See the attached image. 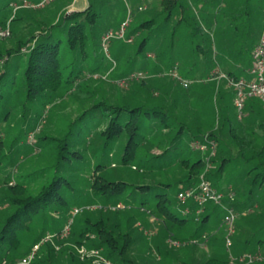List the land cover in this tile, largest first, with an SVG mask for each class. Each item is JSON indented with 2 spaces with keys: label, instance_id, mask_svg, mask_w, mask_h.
<instances>
[{
  "label": "rangeland",
  "instance_id": "obj_1",
  "mask_svg": "<svg viewBox=\"0 0 264 264\" xmlns=\"http://www.w3.org/2000/svg\"><path fill=\"white\" fill-rule=\"evenodd\" d=\"M10 1L12 0H3L0 22H6L9 26L8 23L14 19L11 28L14 32L17 31V34L1 37L0 50L11 49L17 38L29 39L51 23H55L63 13L71 12L67 6L73 0H54L42 8L24 6L25 2L37 4L42 0H14L12 5L7 6ZM88 2L97 13L94 29L95 50L92 51L89 47L86 54H72L64 44L59 50L64 80L72 69L82 72L80 77L83 82L78 91L71 92L72 85L64 81L57 92L40 94L23 106L22 95L14 96L15 91L21 89L17 85L9 89L7 102L3 103L0 140L3 141V153L10 158V162L6 168L9 176L6 178L0 173V187L22 184L26 194L36 195L55 176L68 181V185L63 184L60 188L63 203L59 205L57 201L52 202L41 216L33 220V231L36 235L43 234L38 243L39 249L35 253L37 256L45 255L46 248L50 246L56 253L61 250L63 256L71 251L81 264L87 260L92 264H113L105 258L103 250L88 249L83 244L78 245L68 240L70 227L84 212L86 214L87 210L106 209L118 212L120 233H129L130 245L126 257L133 264H214L224 259H229V264H249L246 261L238 263L230 258V254L233 258H238V253L245 256L249 254V250L238 244L233 249L231 237L230 246H226L227 233L220 220L227 207L224 199H228L230 205L235 206L234 203H243L247 197L248 187L240 181L239 165L235 162L230 164L225 175L217 183L218 189L223 190L221 208L224 213L219 207L211 216L204 245H201L203 238L198 239L196 243H187L186 248L182 247L184 245H171L169 240L173 238H163L161 234L163 223L154 212L155 202L152 195L145 196L144 201L148 200V207L139 212L137 208L141 196L129 189L157 183L169 184L166 195L175 198L178 185L187 173L179 160L189 158L194 161L198 157L197 152L187 149L188 138L183 134L175 149L168 153L170 156L175 154L168 168L147 169L149 165L152 167L163 163L164 158L153 160V156L160 155L161 150L167 146H162V142L158 143L164 137L171 141L175 136V132L166 135L156 127L163 117L161 112L176 117L178 122L186 124L191 130L200 127L206 132L205 135L208 134V125L213 129L217 128L221 108L228 111L235 127L243 126L244 119L236 118L233 89L223 83V78H216L217 89L225 92L223 100L219 95L208 98V92L203 93L201 100L196 89L206 87L203 89L206 90L210 87L204 83L211 77L205 78V75H202L205 67L202 62L204 52L214 53L217 60L223 54L233 53L236 57L241 53L243 62L251 59L252 50L264 35V0ZM209 14L210 19L216 20V24L213 20H207ZM122 30L124 39L113 38L106 54L101 47L102 35L105 31L118 34ZM130 34L132 40L127 42ZM142 41L143 50L135 54L136 47ZM22 57L12 56L8 66L15 68L18 59H24ZM192 65L196 68L189 73L188 68ZM23 69L22 65L17 64L16 76H19ZM174 69L183 79L192 80L193 83L188 88H183L169 75ZM137 72H141L144 78L129 81L127 86L117 82ZM117 107L127 110L124 112L122 123L130 116H136L128 111L140 109L137 121L141 123V128L135 136V157L127 164L122 162L128 142L127 133L122 132L115 138H108L102 133L110 118L114 116L110 115L107 109ZM154 108L159 110L156 112ZM261 117L264 119V113L258 118ZM170 121L168 118L167 122ZM256 125L254 123L249 126L247 131L255 132L259 137L258 142L262 143L264 134ZM61 144L66 147L64 150L60 148ZM147 160L150 162L146 166L144 161ZM212 169L213 167L209 172ZM98 176L107 182H124L128 189L119 197L105 199L100 194H94L91 189V184ZM234 188L239 189L238 193L233 192ZM2 191L0 188V197L3 195ZM262 197V193H258L256 206L249 211L240 206L234 207L235 226H241L242 238H250L253 243L257 237H250V231L257 230V234L261 235L260 227L264 223ZM127 198L130 203L126 201ZM185 205L193 204L189 200L182 204L183 207ZM196 226L191 222L189 226L174 229L170 234L180 242L181 238L188 239ZM60 242L62 243L59 244ZM158 250H168L169 254L163 257ZM250 255H259L257 263L264 262V246ZM56 260L55 264H64L61 258L57 257ZM16 264L20 263L17 261Z\"/></svg>",
  "mask_w": 264,
  "mask_h": 264
},
{
  "label": "trees",
  "instance_id": "obj_2",
  "mask_svg": "<svg viewBox=\"0 0 264 264\" xmlns=\"http://www.w3.org/2000/svg\"><path fill=\"white\" fill-rule=\"evenodd\" d=\"M13 1L8 2L6 5H12ZM0 9H3V0H0ZM96 16L97 13L94 11L93 5L89 3V6L85 10L65 12L55 23H51L47 28L40 30L38 34L32 35L26 40L17 38L14 47L0 50V122H3V103L7 102L8 91L14 86L19 85L21 87V89L15 91L14 96L22 95L23 106L25 103L34 100L40 94L57 92L64 81V83L72 85L73 90L71 92L78 91L80 84L83 82V78L80 77L82 72L79 69H72L66 80H64L59 50L61 45L64 44L72 54H86V50L89 47L94 51L96 47V36L94 35ZM13 20L8 23L9 26L6 22L4 24L0 22V29L9 27L10 36H16L17 34V31L14 32L11 28ZM127 39H132L131 34ZM143 47L144 42L142 41L136 47L135 54L141 52ZM23 49H26L25 52L22 51ZM12 56H18V58L19 56H23L24 59H18L15 68H11L8 66V62ZM250 56V60L241 64L240 62H243L241 60L243 56L240 53L237 55L238 64L236 63V65L238 67L236 66L233 70H227L226 67H229L230 63L228 60H223V56L217 60L214 53L207 54L204 52L202 54V62L205 67L202 70V75H205V78H209L210 76L211 79L204 83L206 84L205 86L210 85L208 89L203 90L206 87H198L196 89L199 96H201V100L205 92H208V98L219 95L221 100L224 99L225 92L217 89L218 82L216 81V78L221 73L225 74L231 80H237L239 78L248 79V71L252 65V53ZM214 59H216V63L215 61L213 62ZM17 64L22 65L24 68L19 76H16ZM222 66L225 67V70L222 69ZM194 68L196 66H190L188 68L189 73L193 72ZM220 70H223V72ZM222 81L224 84L227 83L225 79H222ZM107 110L110 115L114 114V116L110 118L108 126L102 133L103 135H107L108 138L118 137L122 132L127 133L128 142L122 157V162L127 164L135 157V149L137 147L135 136L141 128V123L139 124L137 121L140 109L128 111L131 114L134 113L136 116H130L124 123H122V119L124 112L127 111L125 108L117 107L112 108L113 111L110 109ZM153 110L157 112L159 108L157 110L154 108ZM161 114L163 117L160 123H157L156 127L166 135L175 132V136L171 141H168L164 137L158 143L160 144L162 142V146L166 144L167 146H165L164 150H161L160 155L153 156V160L164 158L163 163L152 165V167L149 165L147 169L168 168L173 162L172 158H175V154L170 156L171 154L169 155L168 153L171 149H175L176 145L181 141L183 134L188 138L186 144L187 149L198 153V157L194 161L189 160V158L179 160L180 165H182L187 173L178 185L177 194L184 189L197 185L200 176L205 172L207 162L210 163V167H213V169L205 173V178L218 191L223 192V190L218 189L217 183L225 175V171H227L230 164L235 162L237 166L239 165L240 181H243L248 187V191L246 190L247 197L243 203H234L235 206L230 205L228 199H224L227 207L234 209V207L240 206L249 211L256 206L258 193H262V198H264V142L259 143L258 135L253 131H247L249 126L256 123L257 128L264 134L263 117L258 118L256 122L255 119H245L243 117V126L245 129H242L243 126L237 128L229 116L228 111L221 108L217 128L213 129L211 125H208V134L205 135L204 133L206 132H203L200 127H197L195 130L192 129V132L186 124L178 122L176 117L169 116L164 111ZM168 118L171 120L170 122H167ZM205 136L216 144L215 155L210 157L208 161L206 160L205 154L195 151L190 147L193 141H203ZM60 148L64 150L66 147L61 144ZM9 162L10 158H7V155L3 153V141L0 140V173L6 178L9 176L6 171ZM149 162L150 160L144 161V164L147 166ZM63 184L68 185V181L60 176H55L36 195L26 194L25 187L22 184H17L15 187H0L3 190V195L0 197V264H16L17 261L20 263L24 257L31 253L33 246L40 242L43 234L36 235L33 231V220L41 216L45 212L46 207L52 202L57 201L59 205L63 203L60 197V188H62ZM168 187L169 184L157 183L152 186L131 187L129 190H134V192H138L141 196L137 208L139 212L142 208L145 209L148 207V200L144 201L145 196L148 194L152 195L153 201L155 202L153 207L154 212L162 219L163 227L161 234L164 236L163 238L171 237L177 240L176 237L171 235L172 230L185 228L191 222L195 223L197 225L195 231L191 232L188 239L181 238V241L191 244L189 241L198 240L203 233H206L211 216L216 213L217 208H221L222 206L212 203H210L211 205L206 204L207 207L204 208V213L196 216L194 214L196 205L192 203L194 206L185 205L183 207L177 198V194L175 198L166 195V189ZM91 189L94 194H100L105 199H111L121 196L128 189V186L124 182H107L98 176L91 184ZM238 190L234 188L233 192L236 194ZM126 201L130 203L129 198ZM186 208L189 209V214H184ZM221 210L224 213L222 208ZM86 212L88 213L85 214L84 212L79 219L73 222V225L70 227L71 234L68 240L78 245L83 244L88 249L96 251L103 250L105 258L113 264H133L126 257V252L130 245V237L129 233H120L119 227L121 223L117 222L118 212L106 209L87 210ZM220 220L222 221V218ZM235 227L236 230L234 229V233L231 235L233 249L237 247V244L243 245L245 250H249V254H251L264 246V223L260 227L261 235L259 233L257 234V230L250 231V237H257L254 243L250 238H242L243 228L241 226L237 225ZM187 243L181 246L186 248L188 247L186 246ZM156 246H159V242L156 243ZM46 250L45 255L37 256L34 253L33 258L26 264H55L57 257L58 259L61 258L64 264H81L71 251H68L67 255L63 256L61 250L59 253H56L50 246ZM158 252L163 257L169 254L168 250H158ZM239 256L243 255L238 253L237 257ZM15 258H17L16 263ZM228 260H220L214 264H229ZM252 262L264 264V262L257 263V260L248 263L250 264ZM82 264L92 263L87 260Z\"/></svg>",
  "mask_w": 264,
  "mask_h": 264
},
{
  "label": "built area",
  "instance_id": "obj_3",
  "mask_svg": "<svg viewBox=\"0 0 264 264\" xmlns=\"http://www.w3.org/2000/svg\"><path fill=\"white\" fill-rule=\"evenodd\" d=\"M54 0H42L37 4H24L25 7L30 8H42L48 3H52ZM10 31L9 27L0 29V37L5 38L9 36ZM113 38H123L124 39V31L122 30L118 34H114L112 31H105L101 38V47L103 51L108 54V48L110 45V41ZM132 39H126L127 42H131ZM249 78H239L237 80L228 79L225 74H219L218 78H223L227 80V84L233 89L234 91V100L233 106L236 113V118L238 120H242L244 117V107L245 103L249 99H257L264 104V35L259 40L258 44L252 50V65L248 71ZM169 75L176 79L179 84L183 88H188L193 81L188 79H183L181 76L178 75L177 71L174 69L170 71ZM144 78L141 72L132 73L127 79L117 81L122 86H127L129 81L139 80ZM31 137V136H29ZM191 149L198 151L202 154H205L206 160L208 161L210 157L215 155L216 144L214 141L209 140L207 136L204 137L203 141L195 140L190 144ZM210 163L207 162L205 172L200 176V180L195 186H191L187 189L180 191L177 194V198L180 203L184 204L187 201H192L193 204L196 205V210L194 214L196 216L201 215L204 213V208L206 204L212 203L214 205L222 206V201L224 195L222 192L218 191L211 183L205 178V173L210 169ZM190 211L188 208L184 210V214H189ZM235 219L236 213L232 207L225 208V215L222 218L221 226L225 228L227 233V240L226 246L229 247L230 237L234 233L235 229ZM201 238L204 239V242L207 241L206 234L204 233ZM171 245L175 247H179L181 245L186 244L187 242L181 243L178 240L170 239L169 240ZM190 243H196L197 240L189 241ZM39 245H34L31 253L24 257L20 264L28 263L32 258L34 253L37 251ZM230 258L232 261L242 263L244 261L251 262L253 260H258L259 255H250L247 254L245 256H239L238 258H233L230 254Z\"/></svg>",
  "mask_w": 264,
  "mask_h": 264
},
{
  "label": "crops",
  "instance_id": "obj_4",
  "mask_svg": "<svg viewBox=\"0 0 264 264\" xmlns=\"http://www.w3.org/2000/svg\"><path fill=\"white\" fill-rule=\"evenodd\" d=\"M88 3H89L88 0H73L72 2H70V4L67 7H69L71 11H83L89 6ZM208 16L209 17H207V20L209 22H212L213 18L210 19V14ZM213 22L216 24V20H213ZM232 55H229V54L222 55L223 60H228V62L230 63L229 67L228 66L226 67L227 70L229 69L233 70L237 66L236 63L238 64V58L236 57L235 53H233ZM240 63L244 64V62H240ZM222 69L225 70V67L222 66ZM220 71L223 72V70H220ZM263 112H264V104L260 102L259 100H248L245 103V107H244V118L245 119L252 118V119H255V122H256L258 121L256 120V118H258Z\"/></svg>",
  "mask_w": 264,
  "mask_h": 264
}]
</instances>
